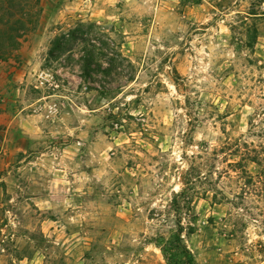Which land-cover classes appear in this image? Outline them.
Wrapping results in <instances>:
<instances>
[{
    "label": "rangeland",
    "instance_id": "rangeland-1",
    "mask_svg": "<svg viewBox=\"0 0 264 264\" xmlns=\"http://www.w3.org/2000/svg\"><path fill=\"white\" fill-rule=\"evenodd\" d=\"M37 1L0 60V264H187L179 228L264 264V0Z\"/></svg>",
    "mask_w": 264,
    "mask_h": 264
},
{
    "label": "trees",
    "instance_id": "trees-1",
    "mask_svg": "<svg viewBox=\"0 0 264 264\" xmlns=\"http://www.w3.org/2000/svg\"><path fill=\"white\" fill-rule=\"evenodd\" d=\"M38 4L37 0L32 3L30 0H0V60L8 58L12 51L18 48L19 38L27 33L29 23L36 26ZM74 33V30L62 32L57 39V46L61 48V41H64L63 44L72 49L78 38ZM181 234L182 229L179 228L167 241L166 246L161 248L163 256L170 261L174 255L181 254L187 259V264H194L193 256L184 244Z\"/></svg>",
    "mask_w": 264,
    "mask_h": 264
},
{
    "label": "crops",
    "instance_id": "crops-1",
    "mask_svg": "<svg viewBox=\"0 0 264 264\" xmlns=\"http://www.w3.org/2000/svg\"><path fill=\"white\" fill-rule=\"evenodd\" d=\"M25 124H26V123H25ZM25 124L22 123L21 126H22L23 128H25L26 130H29L28 127H26Z\"/></svg>",
    "mask_w": 264,
    "mask_h": 264
}]
</instances>
